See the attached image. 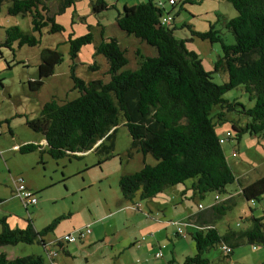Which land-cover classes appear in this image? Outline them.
I'll return each mask as SVG.
<instances>
[{
    "label": "trees",
    "instance_id": "1",
    "mask_svg": "<svg viewBox=\"0 0 264 264\" xmlns=\"http://www.w3.org/2000/svg\"><path fill=\"white\" fill-rule=\"evenodd\" d=\"M4 1L0 0V5ZM46 1L12 0L8 12L30 14L36 33L13 27L8 30L4 45L12 46V41L17 39L19 45L35 46L40 43L44 28L50 33L62 30ZM229 1L237 10V16L227 23L233 31L234 43H226L213 25L205 31H191L194 37L220 42L223 54L214 70H206L198 53L187 48L186 40L174 36L172 22L162 23L167 16L164 8L152 0L140 2L125 6L116 22L127 34L155 47L157 54L147 56L138 50V67L123 69L129 63L126 50L117 38H103L96 52L107 59L109 79L85 81L75 74L72 66L71 77L79 96L61 103L56 99L48 101L37 118L27 119V125L45 138L47 153L58 159L65 155L80 157L79 154L90 150L110 155L116 126L122 117L132 136V147L156 159L155 164L145 160L140 170L120 177L125 199H134L138 190L141 199H151L188 180H191L189 189L193 190L194 197L204 199L208 193L215 192L213 203L208 207L203 205L199 213L203 227L190 233L196 252L186 256L183 264H210L204 254L219 246L231 249L226 253L222 248L225 257H230L236 247L245 243L254 248L264 246V215L253 216L252 223L242 230L228 227L222 233L217 226L236 205L234 194L222 198L227 185L237 182L247 201L264 199V176L249 183L237 176L223 147L226 142H221L224 133L216 129L217 125L230 121L232 128L227 130L231 132L230 139L239 141L245 134L264 137V0ZM74 4L75 0H58L59 11ZM170 4L175 5L176 0ZM107 7L104 0L93 1L97 13ZM92 41L91 31L75 38L71 36L72 59L78 57L83 45ZM63 57L57 49L42 50L38 75L29 80L31 91L42 87ZM94 68L97 69V65ZM219 68L228 73V81L222 84L215 82L212 75ZM238 86H243L250 98L255 99L252 107L224 97L226 91ZM106 140L110 142L106 144ZM39 149L42 145L34 142L23 143L18 148L21 153ZM103 160L100 159L99 164ZM62 218L64 216L56 218L42 231H37L30 219L25 228H12L5 217L0 218V247L36 241L45 244L42 237L54 231ZM0 264L45 262L40 255L9 258L0 251Z\"/></svg>",
    "mask_w": 264,
    "mask_h": 264
},
{
    "label": "rangeland",
    "instance_id": "2",
    "mask_svg": "<svg viewBox=\"0 0 264 264\" xmlns=\"http://www.w3.org/2000/svg\"><path fill=\"white\" fill-rule=\"evenodd\" d=\"M93 1L95 0H75L74 5L60 12L58 0H47L50 13L56 14V20L62 25V30L50 33L44 28L40 35V43L35 46L19 45L17 39L12 41V46L4 45L7 32L13 27H18L29 34L36 32L33 31L30 14L13 15L8 12L12 0H5L0 5V218L5 217L12 228H25L30 219L34 228L42 231L56 218L64 216L56 223L54 231L48 232L45 236L51 249L57 246L50 241L52 238L60 239L70 231L78 235L79 230L88 223L93 224L94 217H101L114 210V218L110 221L111 228L119 233L133 231L132 223L146 218L143 212L138 210L136 213L142 218L136 217L132 218L133 221H128L124 214H120L122 210L117 211L122 206L130 205V202L123 198L120 177L124 173L140 170L145 160L148 164L156 163V159L150 153L145 156L132 147V136L122 117L116 126L114 149L110 155H99L96 151L90 150L79 154L80 157L65 155L56 159L42 149L21 153L17 148L18 144L40 139L41 134L27 125V119L37 118L46 102L56 99L61 103L79 96L71 77L72 66L75 74L85 81L109 79L107 59L96 52V46L103 38H117L120 46L126 50L129 63L123 69L138 67V50L147 56L157 54L155 47L134 35L127 34L116 22V17L125 6L148 0H104L108 7L98 13L93 9ZM152 1L164 8L167 16H171L174 36L186 40L187 48L198 53L206 70H214L216 62L223 54L220 42L194 37L191 31H205L213 25L226 43H234L233 31L227 24L230 19L237 16L233 4L229 0L187 2L176 0L175 5H171L170 0ZM88 31L93 33V41L83 45L78 57L73 60L70 55L69 38L84 35ZM46 48L62 52L63 61L56 66L54 74L45 79L39 90L31 91L29 80L37 77L41 52ZM95 65L97 69L94 68ZM212 75L214 81L219 84L228 81L226 69L219 68ZM224 97L230 101L242 102L247 107L255 104V99L250 98L243 86L226 91ZM231 128L230 121L216 127L220 134ZM109 142L106 140L105 143ZM223 147L236 175L245 183L264 176V137L245 134L239 141L236 138L226 141ZM233 152L237 154L234 155ZM100 159L104 160L99 164ZM20 178H23L27 187L35 192L39 200L38 205L27 206L17 195L15 180ZM190 185L191 180H188L185 184L176 185L177 188L173 190L171 187L168 188L164 195L171 196L176 194L179 188ZM238 189L237 182H234L227 185L226 193L221 194L222 198L228 197L229 193L234 194L232 197L236 201L233 209L217 223L222 233L228 227L234 230L246 229L252 223L253 216L264 215V199L247 201L240 192H236ZM136 193L137 202L141 205L140 210L143 207L147 213L146 204L150 199H141L140 190ZM215 194L210 192L201 199L198 196L193 197L191 193L188 199L184 200V205L171 207L172 213L169 211L167 217L180 219L190 212L199 211V203L208 207L213 203ZM132 207L137 208L135 205ZM1 229L0 223V231ZM178 239L195 245L192 237L175 236L174 240ZM220 248L219 246L205 252L204 255L211 261L210 264L264 262L263 245L254 248V245L245 243L234 249L231 259L222 256L223 251L221 252ZM0 251L5 252L9 258L41 255L47 264L46 248L37 241L33 244L5 245L0 247ZM78 261L86 264L84 259Z\"/></svg>",
    "mask_w": 264,
    "mask_h": 264
},
{
    "label": "crops",
    "instance_id": "3",
    "mask_svg": "<svg viewBox=\"0 0 264 264\" xmlns=\"http://www.w3.org/2000/svg\"><path fill=\"white\" fill-rule=\"evenodd\" d=\"M31 142L41 144L42 150L46 151L47 143L43 135H41L40 139ZM20 145L18 144L17 148ZM174 188L177 187L174 186L170 189L173 190ZM166 190L147 201V213L144 212L143 207L140 210L141 205L137 202L136 196L132 200L123 197L130 202V205L127 204L118 209L117 211L119 212L120 210L123 211L120 214H124L128 221H133L132 218H142L140 214L136 213L139 210L143 212L144 218L147 219V221L146 219L134 221L132 223L133 231L119 233L111 228L110 221L114 218V210L107 212L101 217H94L93 224L88 223L87 225L91 227L92 232L87 234L83 239L72 244L68 242L55 244L57 246L52 248V250L59 251L58 260L61 264H82L78 259H84L86 264H183L186 256L196 252L195 245L183 239L175 241L174 238L175 236L177 238H189L191 237L190 233L202 228L203 223L199 213L203 209L199 207V211L190 212L180 219L168 218L167 213L169 211L172 213L171 207L176 206L177 208L180 204L184 205V200L188 199L191 193L193 197L195 195L193 190L189 189L188 186L179 188L175 192L176 194L171 196L164 195ZM238 192L241 193V189ZM133 205L137 208L132 207ZM180 226L184 229L186 236L178 233ZM69 233H72V231L67 232V234ZM45 236L42 238L46 246L42 242L41 244L45 248L51 249L47 244L48 241L45 239ZM55 239L52 238L50 241L54 242L58 238ZM220 249L222 252V248ZM158 251L162 252V256H156ZM231 255L230 257H225L224 253H222V256L227 259H231ZM47 264H49L48 259Z\"/></svg>",
    "mask_w": 264,
    "mask_h": 264
},
{
    "label": "built area",
    "instance_id": "4",
    "mask_svg": "<svg viewBox=\"0 0 264 264\" xmlns=\"http://www.w3.org/2000/svg\"><path fill=\"white\" fill-rule=\"evenodd\" d=\"M173 2H174V0H170V3H173ZM171 22H172L171 16H166L162 20V23H164V24H169ZM230 137H231V132L226 131L224 133V135L221 137V142H226V141L230 140ZM233 153H234V155L237 154L235 152H233ZM15 185H16L17 195L24 201V203L27 206L36 205L38 203V201H39L38 197L35 195V193L31 189H29L27 187L23 178L16 179ZM199 207L204 208L203 204H201V203L199 204ZM91 232H92L91 227L87 226L85 228L80 229L78 235L73 234V233L64 234L62 238L54 241V244H62L65 242L75 243V242L83 239L87 234H89ZM178 233L182 236H186V233L181 226L178 228ZM45 246H46V243H45ZM222 248L226 253H229L231 251V249L227 246H224ZM46 251H47V259L49 261V264H61V262L58 260V257H59V251L58 250H52V249L46 248ZM156 256L157 257L162 256V252L158 251L156 253Z\"/></svg>",
    "mask_w": 264,
    "mask_h": 264
}]
</instances>
